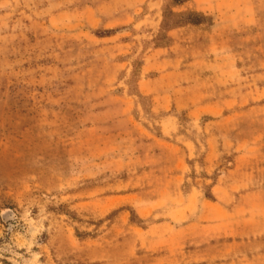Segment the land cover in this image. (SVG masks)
Instances as JSON below:
<instances>
[{
  "label": "rangeland",
  "instance_id": "rangeland-1",
  "mask_svg": "<svg viewBox=\"0 0 264 264\" xmlns=\"http://www.w3.org/2000/svg\"><path fill=\"white\" fill-rule=\"evenodd\" d=\"M252 7L253 24L221 32V15L171 0H0V264H264V0ZM160 56L189 70L166 78ZM165 138L195 146L187 204Z\"/></svg>",
  "mask_w": 264,
  "mask_h": 264
},
{
  "label": "crops",
  "instance_id": "crops-1",
  "mask_svg": "<svg viewBox=\"0 0 264 264\" xmlns=\"http://www.w3.org/2000/svg\"><path fill=\"white\" fill-rule=\"evenodd\" d=\"M163 2V0H161ZM254 0H187L183 4L177 6V10L179 11H196V12H202L205 15L209 14H216V15H221L222 18V26H215V30H219L221 32H229L233 28H237L240 26H247L251 25L254 23V12H253V4ZM149 14V12H148ZM149 16V15H148ZM195 26L190 24L185 27H181L176 29L175 31L177 33H182L183 31L186 32L187 30H192L194 29ZM186 41L184 44H186V47L193 45V42L195 41L193 39H185ZM175 47H179L181 44V40H174ZM162 51H167V50H162ZM163 58L160 56L158 59V65L152 66V69L154 72H157L158 74H162V76L166 78H181L184 77L183 75L185 72H187L189 69H184V70H179L178 72L173 71H167L163 70V67L161 66ZM172 72V73H171ZM195 74L193 75L195 77ZM192 76V77H193ZM193 77V78H194ZM197 77V75H196ZM175 82H173L174 84ZM177 83V82H176ZM175 85V84H174ZM192 86L188 87V90L185 88V91H192ZM184 88V87H183ZM181 88V89H183ZM165 144H169L170 146H174L173 154L169 155L170 160H173L176 162V166L171 170V181L173 183V187L176 191L180 192V195H183L182 188L185 186V180L187 179V174L190 172V165L189 162H191L192 159L197 157V153L194 149L192 150L189 146L187 149V146H181L178 143H173L172 141H168L165 138ZM185 141L188 142L187 144L189 145L194 143L191 139L185 138ZM183 145H186L185 142ZM162 147V146H161ZM160 149V148H159ZM162 149H164L162 147ZM158 152V151H157ZM167 151L164 149L159 151V154H164V156H167ZM158 153H153V155H156ZM168 159V158H167ZM165 168H163V172H165ZM221 188V187H219ZM221 189L223 190H228L229 188L222 187ZM235 189V188H234ZM233 189V190H234ZM239 189V188H236ZM195 190H198L196 187L193 185L191 186V190L188 191L185 195H183L185 198L184 204H187V202L192 199L193 194Z\"/></svg>",
  "mask_w": 264,
  "mask_h": 264
},
{
  "label": "trees",
  "instance_id": "trees-1",
  "mask_svg": "<svg viewBox=\"0 0 264 264\" xmlns=\"http://www.w3.org/2000/svg\"><path fill=\"white\" fill-rule=\"evenodd\" d=\"M171 1H172V5H174V6L176 5V7H177V6L181 5V4H183L187 0H171ZM189 21H191V24H193V25H196L198 23V22L194 21V19L193 20H189Z\"/></svg>",
  "mask_w": 264,
  "mask_h": 264
}]
</instances>
